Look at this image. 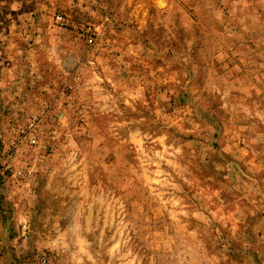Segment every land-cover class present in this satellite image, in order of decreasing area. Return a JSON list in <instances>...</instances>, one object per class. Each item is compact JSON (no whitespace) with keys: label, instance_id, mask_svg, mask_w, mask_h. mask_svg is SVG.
I'll return each mask as SVG.
<instances>
[{"label":"rangeland","instance_id":"obj_1","mask_svg":"<svg viewBox=\"0 0 264 264\" xmlns=\"http://www.w3.org/2000/svg\"><path fill=\"white\" fill-rule=\"evenodd\" d=\"M0 264H264V0H0Z\"/></svg>","mask_w":264,"mask_h":264}]
</instances>
